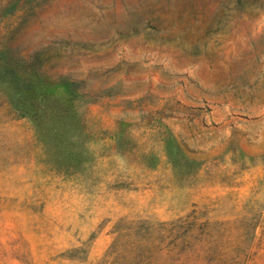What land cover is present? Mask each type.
Instances as JSON below:
<instances>
[{"label": "rangeland", "instance_id": "obj_1", "mask_svg": "<svg viewBox=\"0 0 264 264\" xmlns=\"http://www.w3.org/2000/svg\"><path fill=\"white\" fill-rule=\"evenodd\" d=\"M0 264H264V0H0Z\"/></svg>", "mask_w": 264, "mask_h": 264}, {"label": "trees", "instance_id": "obj_2", "mask_svg": "<svg viewBox=\"0 0 264 264\" xmlns=\"http://www.w3.org/2000/svg\"><path fill=\"white\" fill-rule=\"evenodd\" d=\"M64 86H65V88L67 89L68 92L71 90V89H70V85H69L68 83H65ZM22 108H23V107H22ZM22 108H21V109H22Z\"/></svg>", "mask_w": 264, "mask_h": 264}]
</instances>
